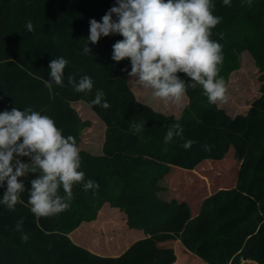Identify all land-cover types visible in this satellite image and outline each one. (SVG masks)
I'll return each mask as SVG.
<instances>
[{"label": "trees", "instance_id": "trees-1", "mask_svg": "<svg viewBox=\"0 0 264 264\" xmlns=\"http://www.w3.org/2000/svg\"><path fill=\"white\" fill-rule=\"evenodd\" d=\"M96 1L0 0V111L14 106H31L50 115L63 135H72L80 147L79 135L91 121L83 118V114L78 113L80 110L77 111L72 104L81 101L89 105L95 91L102 89L111 107L90 108L105 122L102 145L105 155L112 156L116 152L140 154L139 160L147 156L153 158L154 164L171 162L186 169L209 158L218 160L228 156L234 161L233 165L240 162L236 187L222 200L216 197L214 201H203L201 211L206 210L210 214L208 221L212 223L211 227L194 217L181 230L182 221L190 216L187 203L181 202L184 211L172 212L170 219L167 217V221L171 222L167 229L162 226L166 221L152 219L155 225L147 229L150 237L135 242L121 255L102 256L77 247L66 236L72 226L66 225L64 219L61 224L62 212L50 217H36L31 213L28 204L30 175L21 194L24 203L17 204L15 211L0 206V264H141L143 261L147 264H171L175 255L172 248L165 247V241L176 237L181 238L185 248L208 264H240L242 260H245L244 264L250 260L264 264V65L259 64L260 60L264 62V0H253L251 5L231 0L230 6L224 5L222 0H215L214 14L222 20L213 28L211 39L221 43L227 51V47L232 49L234 44L247 49L258 69L262 70L258 75L261 95L251 102L246 114L229 117L225 111L212 105L215 112L212 120L217 123L211 126L185 121L194 116L192 110L196 109L195 104L202 102L197 100L199 96L193 99L192 95L196 93H191L192 99L178 120L173 115L156 112L136 101L126 85L130 61L127 58L119 62L111 59L112 45L122 39L120 35L101 37L96 44L89 42L90 53L82 52L89 34V20L95 18L100 21L106 12L101 11ZM28 21L33 24L31 31L27 28ZM60 56L69 60L64 70L65 86H53L50 90L43 81L49 79V62ZM85 74L93 78V91L78 93L68 84L67 76L73 75L78 80ZM199 88L202 89L201 86ZM210 110H207L206 116ZM139 121H145V129L137 134L131 126ZM175 122L183 126L182 137H175L166 144L164 136L167 127ZM222 124L232 127V131L221 127ZM186 140L194 141V148L226 143L229 149L232 148V153L228 152L229 149L210 155L179 150ZM80 155L81 170L89 169L85 179L97 182L98 178L90 174L92 165H85V162L93 164L95 159L82 150ZM21 159L27 162L28 158ZM136 163L145 167L141 169L144 175L148 174V163L144 160ZM116 164L123 163L114 161ZM136 165L134 162L135 169ZM121 171L130 172L129 169ZM133 178L136 184L132 190H138L142 185L140 173H135ZM112 183L99 182L97 190L88 191L83 189L82 184H74L70 206L81 204L82 196L94 199L95 205L102 204L111 194L108 192H112ZM119 185L118 199L125 195L126 190H123L133 184L125 176L120 179ZM3 191L0 188V194ZM60 194L64 195L62 189ZM131 198L129 195L128 199ZM69 219L72 221L71 216ZM17 221H22V232L16 230ZM78 222H74L75 227ZM206 232L208 235H205ZM23 234L28 236L26 242L21 239ZM220 238L225 241L218 243ZM157 242H162L163 246L159 247Z\"/></svg>", "mask_w": 264, "mask_h": 264}, {"label": "clouds", "instance_id": "clouds-1", "mask_svg": "<svg viewBox=\"0 0 264 264\" xmlns=\"http://www.w3.org/2000/svg\"><path fill=\"white\" fill-rule=\"evenodd\" d=\"M252 2L241 0L242 4ZM222 3L230 6L231 0ZM214 8L215 0H115L100 21L89 20L82 52L90 53L89 42L96 44L101 37L118 34L122 39L112 45L111 59L119 62L127 58L128 76L141 88L150 90L153 100L176 109L174 104L183 100L188 87L200 85L210 104L227 103L230 85L219 75L224 59L222 45L211 39L212 29L222 20L214 14ZM27 28L33 30L31 21ZM68 64L63 56L49 62V79L43 81L47 88L65 86L64 70ZM67 82L78 93L93 91V78L87 74L78 80L69 75ZM89 106L111 107L102 89L95 91ZM144 129L145 121L131 126L137 134ZM182 134L183 126L175 122L167 127L164 143ZM193 143L186 140L182 147L187 150ZM22 157H27V162H22ZM30 175L28 204L36 217L67 210L74 184H82L85 191L99 188L96 181L85 179L76 139L63 135L50 115L31 106L5 108L0 111V188L4 189L0 206L15 211L17 204L24 203L21 194ZM61 189L64 195L60 194ZM16 230L23 231L22 221H17ZM21 239L26 242L27 234Z\"/></svg>", "mask_w": 264, "mask_h": 264}, {"label": "rangeland", "instance_id": "rangeland-1", "mask_svg": "<svg viewBox=\"0 0 264 264\" xmlns=\"http://www.w3.org/2000/svg\"><path fill=\"white\" fill-rule=\"evenodd\" d=\"M96 3H97V5H99L101 7V9H102L101 11H107L110 7H112L114 5L115 0H98V2L96 1ZM243 25H245V21H243ZM239 27L242 28L240 25H239ZM242 29H244V28H242ZM234 45L235 46L232 47V49H230L231 46H228L227 47L228 51L226 50V47L222 46L224 59H223L222 65L220 66V72H219V75L224 77L226 84L230 85V87L228 88V92L230 94L229 102H227V103H219L218 102L216 104H210L208 102L206 96H204L203 90L199 88L200 85L196 86L195 88H192L191 86H189L187 89V93H186L185 97L183 98V100L178 104H174L176 109L167 107V109L164 110L161 107L160 108L157 107L156 112L161 111V113L163 112V114H165V115H173L175 117V119L178 120L181 118V116H182L181 114L183 112V109L187 107L190 100L192 99V96H193V99H196V96H199V97H197V100L202 101V102H198L197 104H195L196 106L194 108H196V109L192 110L194 116L189 117L185 120L188 123L191 120L192 122L193 121L199 122V124L202 123L203 125H210L211 126L213 124H216L217 122L212 120V118L215 115L214 114L215 112L212 109L213 108L212 105H214V106L220 108L221 110L225 111V113L229 117H232L235 113L241 114V115L243 113H245L247 111L248 106L251 104V102L255 98H257L261 95V93L259 91L260 80L258 78V75L260 74L262 69H258L256 63L254 62V58L252 57V55L249 53V51L247 49H243L241 46H238V44H234ZM230 60H233V61H230ZM263 60H264V58H263ZM259 64L264 65V62L260 60ZM179 75L182 78H185L184 74L179 73ZM131 83L134 86L138 87L140 90H143L144 88H141L140 86H138L135 83L134 79L130 78L127 75V77H126L127 88L132 93L134 98L136 99V95H138V93L134 94L133 90L129 86ZM144 92H145V95H147L146 98H150V103L155 101L151 98L150 90L144 89ZM191 93H194V94L196 93L197 95L191 96ZM136 101H137V99H136ZM72 106L77 111L80 110V112L78 111V113L83 114V118L90 117V115H91L89 112L90 108L85 102L83 103L81 101L80 102L76 101L72 104ZM244 107L246 108V111H244ZM208 109L209 110L211 109L209 111L211 114L209 115V112H208V116H206L205 114H207ZM92 118H94V117H92ZM98 119H97L98 120L97 122L105 125V122L102 119H100V118H98ZM99 123H98V125H99ZM221 127L225 128L227 131H232V127H229V125L222 124ZM230 133H229V136H230ZM81 136H82V134L80 133V135H79L80 141H81ZM89 137H93V136L89 135ZM229 147L230 146H226V143H224V144L221 143L220 145H218L216 147H208V148H204L201 145H199L195 148L193 146H191V148H189L187 150H185L181 146L179 150L185 151V152L187 151L188 153H209V155H210L211 153H224L227 149H229ZM230 149L228 150V152L232 153V148H230ZM101 153H104L103 148H102ZM116 153H121V152H116ZM128 155H131L132 158L130 160L127 159L128 157L125 158V161L122 162L123 164H120V165H117V164L114 165V159H110V158L105 157V156L97 157L98 159L93 157L95 159L93 161V164L85 162V165H92L90 167L92 173H90V172L89 173L92 174L93 178H95V177L98 178L97 183L100 182L101 184H103L104 182H106V184H108V185H109L110 181H113V183L110 185L112 192H108L111 194L107 195L108 196L107 200H104V202H102V204L95 205L97 203H95L94 199L88 200V199H85V196H82V198H81L82 201L80 200L81 204H78V205L73 204L74 206L71 205L67 210L63 211L64 213L62 212L61 219H60L61 224H62V220L64 219L66 225L72 226L73 230H71V232L73 234L76 232L75 233L76 236L73 237L74 235L71 234V236L69 238L70 239L72 238L73 240H75V245L77 247H80L81 249H83L82 247L84 246V247L88 248L91 252H93L94 254H101L103 256H115V255H117L118 253L113 252V251L118 250L120 248V247L117 248V246H119L120 243H116V238H115L116 227L121 224V221L124 218V223H125L124 229H127L128 227H130V226L126 227L127 221L133 220L134 219L133 217H135L134 215H136V214L140 215V218L138 220L139 225H138V232L137 233L145 232L143 229L144 227H146V230H147L150 226L155 225V223H153L152 219L156 220V222L166 221L162 224V226H163V228L167 229L171 224V222L167 221V217H169V219H170V215L172 214V212L174 213L175 211H177L179 213V210H182V209L184 211V207H183L184 205L181 204V202H185V200H184V197L182 195V191H180V193H177L176 190L178 189V187L184 188L183 192L188 193L187 201L189 200V203L187 204V206H188V210H189V214H190V216L186 217L185 220L182 221L183 223H182L180 229L183 230V227L185 226V224L190 223L192 221V219H194V217H197L198 221L204 222L205 224L208 223L209 226L210 225L212 226V223L210 221H208L210 214L208 212H206V210L201 211V207H202V205L204 206V203H205L203 201H205V200L206 201H208V200L214 201L216 197L218 199L225 198L228 195H230L232 188L236 187L235 183H237V177H238V176H236V174L238 173L240 162L238 163V166H236L235 164L233 165L234 161L231 159V157L229 158L228 156L223 157L221 159L219 158L218 160L213 159V158L207 159V163L205 165L209 166V168H211V169H215L214 173H216L217 170L223 171L222 173H220V175L215 174L212 177L209 175V173L207 175H205V174L203 175L200 172H198L199 176L193 175L189 178V180H187V181L184 180L183 185H181V182L179 183L180 185H178L177 184L178 182H176V181H179L180 176L184 177V175H182V174H184L185 172H183V171H187V172L190 171V173H193V171H195L194 168L196 166V165H194L191 168L194 170H190V169H186V168L182 167L181 168L182 174L180 176H178V174H179L178 173L175 176V178L177 176L178 177L174 181H172V183H170V184H168L169 180H162L161 183H164V181H165L168 184V185H165L166 183H164L165 187L171 188L170 192L173 193L171 195V194H169V191L167 194L161 193L159 191V186H160L159 181L160 180H156L154 178V176H155L154 173H156V172L158 173V169H157V171H152L153 168L156 166V164H154L153 158L150 159L151 157H149V159H148L146 156V158L140 159V160H144L150 166V168H149L150 172L148 174L144 175L143 174L144 170H142V171H140V170L145 169V167H141L140 170L139 169L137 170L134 168V162H135V164H137L136 167H138V165H139L136 162L140 161L139 157H137L140 154H128ZM178 155H180V154H178ZM183 157L185 158V155H183ZM167 168H169V167H166V168H164V171H161L164 173V175L167 172H169V170L167 171ZM126 169L130 170L129 174H126V173L121 171V170H126ZM87 170H89V169L83 170L85 174H86ZM187 172H186V174H187ZM210 172H213V171H210ZM135 173L136 174L140 173V178H141V184L142 185L140 186V188L138 190H136V189L132 190V186L135 187L134 184H136L135 179L133 178ZM125 176H128L132 180L133 185L129 186L130 191H128L127 194L123 195L120 199H118L119 195H120V190L118 188L120 186L119 182H120V179H122V177H125ZM76 185L77 184H75V186ZM232 185H234V186L231 187ZM112 186H114V187H112ZM197 186H198V188H197ZM99 187H100V185H99ZM186 188H187V190H186ZM226 188H231V189H226ZM128 189H124L123 191L128 190ZM108 190H110V189H108ZM190 191L195 197H197L196 201L194 202L195 206L192 203H190V201L192 199V196L189 195ZM158 192H159V194H158ZM194 192L198 193L197 194L198 196L195 195ZM128 194L132 196L131 199H128L129 198V196H127ZM114 196H115V198H114ZM152 198H157L159 200V201H157V203L160 204V205H158V207L157 206L155 207L154 205H152V203H153ZM168 200H169V202L167 203V205L169 206V208L167 206H165V204ZM154 208H155V210H154ZM154 211H156V214H157L156 216L154 214ZM177 212H176V214H177ZM63 214H65V216H63ZM193 215H195V216H193ZM70 216L72 218V221L69 219ZM149 217H150V219H149ZM84 221H86V222L94 221V223L92 222V225L97 223L95 227L91 226L89 228H85V230H88L87 232H91V230H92V233H94V234H88V233L84 234V231H83V229H84V223L83 222ZM74 222H78L77 224H81L80 225L81 229L80 228L78 229V226L75 227ZM82 226H83V228H82ZM97 227H99V228H97ZM66 230H69V229L67 228ZM208 230H209V228H208ZM209 232H211V231H209ZM103 233L107 234V236L102 237ZM131 234H134V233L132 232ZM172 235H174V233H172ZM205 235H208V233L206 232ZM220 235L221 234H219L218 237H220ZM128 237H130V236L127 235V236H124L120 239V241L122 242V245L125 242H126V244H124V245H127L129 240H131V238L129 239ZM174 237H176V236H174ZM173 240H174V245L180 246V249L182 247H184V248L186 247L184 245V243L181 241V238L176 237ZM220 241H225V240L220 238V239H218V243ZM157 243H158V246H160L162 244V242H157ZM119 251H117V252H119ZM182 251L179 250L178 252L180 255L178 254L179 256H177V257H180V256L182 257V264H206V262L204 260L202 261L201 258L200 259L194 258V256H196L195 254L192 253L191 255H188L189 253L184 254V252H182ZM119 253L121 254V252H119ZM209 257H211V256L209 255ZM248 263H252V261H250ZM141 264H147V263H146V261L145 262L143 261ZM153 264H155V263L153 262Z\"/></svg>", "mask_w": 264, "mask_h": 264}, {"label": "crops", "instance_id": "crops-1", "mask_svg": "<svg viewBox=\"0 0 264 264\" xmlns=\"http://www.w3.org/2000/svg\"><path fill=\"white\" fill-rule=\"evenodd\" d=\"M130 86V88L133 90V92H134V94H136V93H138V95H136V99H137V101L140 103L141 102V104H144V105H147L148 107H150L151 109H153V110H155L156 111V108L158 107V108H162V109H167V107H168V105H164V104H162L161 103V101H159V100H155V101H153V102H151L150 103V98H146L147 97V95H145V92H144V89L143 90H140L138 87H136V86H134L132 83L129 85ZM152 101V100H151ZM76 102V101H75ZM78 102H80V101H78ZM88 105V104H87ZM89 106V105H88ZM89 108H90V106H89ZM248 108H249V106H248ZM248 108H247V110H248ZM163 111V110H162ZM234 111V110H233ZM244 111H246V108L244 107ZM89 112H90V117H85V118H87V119H89L90 121H91V123H90V125L89 126H87L85 129H84V131H82L81 132V134H82V136H81V143H80V150H82V151H85L88 155H90V156H93V157H102V156H105V157H108V158H115L114 159V161H116V162H118V163H122L121 161H125V158H127L128 160H130L131 158H132V156L131 155H128V154H126V153H114L112 156H108V155H105V153H101L102 152V145H103V142H104V131H105V125H103L102 123H99V122H97L99 119V117L96 115V113L93 111V110H91V108L89 109ZM158 112V111H157ZM160 113H161V111H160ZM163 113V112H162ZM246 113V112H245ZM236 114V113H235ZM235 114L232 116V117H234L235 116ZM92 117H94V118H92ZM98 119V120H97ZM98 123H99V125H98ZM96 124V125H95ZM89 135L90 136H93V137H89ZM140 156V155H139ZM139 156H137V157H139ZM146 156H144V158H145ZM140 158V157H139ZM148 159H149V157H147ZM150 159H152V158H150ZM207 163V161L206 162H200L199 164H197L196 166H195V171H193V173H190V171H183V172H185L184 174H182L181 173V171H182V167H179V166H177V165H174V164H172L171 162L169 163H167V162H158L157 164H156V166L153 168V170L152 171H157V169H158V173L156 172V173H154V175H155V177H156V180H160L159 181V184H160V186H159V191L161 192V193H164V194H167L168 193V191H169V194H173L172 192H170L171 191V188L170 187H165V185H168V184H170V183H172V181H174L178 176H180L181 174L182 175H184V177H182V176H180V179H179V181H176V182H178L177 184L178 185H180L179 183L181 182V185H183L184 184V180L185 181H187V180H189V178L191 177V176H193V175H196V176H199L198 174V172H200L201 174H205V175H207L208 173H209V175L210 176H214L215 174H218V175H220V173H222L223 171H221V170H217V172L216 173H214V171H215V169H211V168H209V166H207V165H205ZM236 166H238V165H236ZM166 167H169V168H167V171L169 170V172H167L165 175H164V173L163 172H161V171H164V168H166ZM135 168V167H134ZM140 168H141V166L140 165H138V167H137V170L139 169L140 170ZM194 169H190V170H194ZM197 170V171H196ZM141 171V170H140ZM210 171H213V172H210ZM221 171V172H220ZM148 173L150 172V169L147 171ZM166 172V171H165ZM186 172H187V174H186ZM179 173V174H178ZM178 174V176L175 178V176ZM167 175V176H166ZM236 176H237V174H236ZM173 178V179H172ZM162 180H169V183L167 184L165 181H164V183H166L165 185H164V183H161L162 182ZM236 184V183H235ZM198 185V184H197ZM187 186V185H186ZM234 185H232L231 187H233ZM167 188V189H166ZM197 188H198V186H197ZM234 188V187H233ZM226 189H231V188H226ZM173 190V189H172ZM183 190H184V188H182V187H178V189L176 190L177 191V193L179 192L180 193V191H182V195H183V197H184V200H185V202L188 204L189 203V200L187 201V196H188V193H184L183 192ZM186 190H187V188H186ZM128 191H130V188L128 189V190H126L124 193L125 194H127L128 193ZM160 193V194H161ZM195 193V192H194ZM158 194H159V192H158ZM198 193H195V195H197ZM189 195H191L192 196V199H191V201H190V203H192L194 206H195V201H196V199H197V197H195L192 193H191V191H190V194ZM127 196H129V195H127ZM198 196V195H197ZM153 199V203H152V205H154L155 207L157 206L158 207V205H160V204H158L157 203V201H159L157 198H152ZM170 199V198H169ZM169 202V200L166 202V204H165V206H167L168 208H169V206L167 205V203ZM259 203V202H258ZM162 207V206H161ZM257 207H258V205H257ZM154 210H155V208H154ZM154 214H155V216L157 215L156 214V211H154ZM192 215V214H191ZM135 217H133L134 219L133 220H128L127 221V224H126V227H128V226H130V227H128L127 229H124V225H125V223H124V218H123V220L121 221V224L119 225V226H117L116 227V234H115V238H116V243H120L119 244V246H117V248L118 247H120L118 250H115V251H113V252H115V253H118L117 255H115V256H118V255H121L122 253H125V251H127L135 242H137V241H139V240H141V239H143V238H146V237H150V233L149 232H147V230L145 229V228H143L144 229V231L145 232H142V233H137L138 232V223H139V218H140V215L139 214H136V215H134ZM182 216H185L184 214H182ZM182 216H180V217H182ZM193 216H195V215H193ZM96 219V218H95ZM94 219V220H95ZM149 219H150V217H149ZM87 221V220H86ZM86 221H84L83 223H84V229H83V231H84V234H94V233H92V230H91V232H87L88 230H85V228H89V227H95L96 226V224H94V225H92V222L94 223V221H89V222H86ZM133 224V225H132ZM81 224H77L76 226H78V229L80 228L81 229V226H80ZM115 225V224H114ZM80 226V227H79ZM82 228H83V226H82ZM97 228H99V227H97ZM91 229V228H90ZM71 230H73V229H71ZM71 230H69V231H67V233H66V236L69 238L70 236H71V234H73L72 232H71ZM103 232V231H102ZM105 232V231H104ZM134 233V234H131V233ZM76 233V232H75ZM73 234L72 236L73 237H75L76 236V234ZM130 236V237H128L129 239L131 238V240H129V242L127 243V245H124V244H126V242L122 245V242L120 241V239L122 238V237H124V236ZM107 236V234H105V233H103V235H102V237H106ZM70 239V238H69ZM72 239V238H71ZM70 239V240H71ZM71 241H73L74 242V244H75V240H71ZM129 244V245H128ZM163 245L161 244L159 247H162ZM82 247V246H81ZM165 247H170V248H172L173 249V252H174V254H175V261L172 263V264H182V257L180 256V257H177V256H179L180 254H179V250H183L182 252H184V254H188V255H191L192 254V252H190L187 248L185 249L184 247H182L181 249H180V246H177V245H174V240L173 239H170V240H167L166 242H165ZM84 250H86V251H88L89 253H91V254H94L93 252H91L88 248H86V247H82ZM120 250V251H119ZM117 251H119V252H121V254L119 253V252H117ZM179 254V255H178ZM99 255H101V254H99ZM103 256V255H102ZM194 258H196V259H200L201 257H199V256H194ZM201 260L203 261V259L201 258ZM250 261H252V263H248V262H250ZM250 261H248L247 263H245V264H260V262H257V261H253V260H250ZM244 262H245V260H242L241 261V264H244ZM206 264H208V263H206Z\"/></svg>", "mask_w": 264, "mask_h": 264}]
</instances>
